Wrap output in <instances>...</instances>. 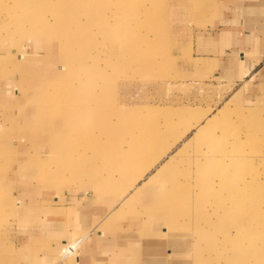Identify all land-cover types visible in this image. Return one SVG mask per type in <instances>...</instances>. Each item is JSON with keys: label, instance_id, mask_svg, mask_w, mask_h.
Here are the masks:
<instances>
[{"label": "rangeland", "instance_id": "obj_1", "mask_svg": "<svg viewBox=\"0 0 264 264\" xmlns=\"http://www.w3.org/2000/svg\"><path fill=\"white\" fill-rule=\"evenodd\" d=\"M183 3L0 0V264H40L63 230L264 263V110L188 72Z\"/></svg>", "mask_w": 264, "mask_h": 264}, {"label": "crops", "instance_id": "obj_2", "mask_svg": "<svg viewBox=\"0 0 264 264\" xmlns=\"http://www.w3.org/2000/svg\"><path fill=\"white\" fill-rule=\"evenodd\" d=\"M183 2L176 21L182 22L185 34V68L203 79L239 85L244 96L264 110V0ZM75 215L80 221L86 219L82 211L72 213ZM23 219L26 224H37L29 217ZM90 232L58 231L60 252L41 253L40 264H63L56 261L59 253L63 259L72 255L69 264H169L173 255L168 251L160 258L150 253L151 248L147 251L135 243L129 247L128 240H114L102 231Z\"/></svg>", "mask_w": 264, "mask_h": 264}, {"label": "bare ground", "instance_id": "obj_3", "mask_svg": "<svg viewBox=\"0 0 264 264\" xmlns=\"http://www.w3.org/2000/svg\"><path fill=\"white\" fill-rule=\"evenodd\" d=\"M93 1V0H92ZM90 11V10H89ZM79 12V11H78ZM71 17V16H70ZM65 18H66V16H65ZM61 21V20H60ZM96 110V109H95ZM139 144H141L140 142H137V141H135V142H132V152L131 153H133L134 154V151H136V150H134V149H136V147H138V145ZM145 146V147H144ZM143 146V148H144V150L143 151H141V152H138L137 153V155L136 156H134L133 155V157H131V159H130V161L131 160H135V159H137V156H138V154H147L149 151H148V145H144ZM147 146V147H146ZM139 148V147H138ZM156 150V149H155ZM118 152V151H117ZM155 154V153H154ZM157 154V153H156ZM224 155V154H223ZM130 164H132V163H130ZM175 177V176H174ZM171 178V177H170ZM165 179H169V178H165ZM173 180H174V178H173ZM171 182V181H170ZM169 182V183H170ZM232 182V181H231ZM174 183L177 185L178 184V181H177V179H175L174 180ZM142 187H140V186H137V189L135 190L136 192L138 191H140V189H141ZM140 193V192H139ZM171 198V197H170ZM234 205V204H233ZM240 206V205H239ZM243 225V224H242ZM262 227V226H261ZM260 228V227H259ZM261 230H263V228L261 229ZM258 231V230H257ZM256 231V232H257ZM244 232V231H243ZM250 233V232H249ZM252 235V234H251ZM249 236V235H248ZM254 238V237H253ZM252 239V238H251ZM244 240V239H243ZM252 245H253V243H252ZM255 245V244H254ZM262 247V246H261ZM253 248V247H252ZM258 250V249H257ZM242 255V254H241ZM261 258V257H260ZM260 260V259H259ZM257 261V260H256ZM254 263V262H253ZM262 263V262H261ZM262 264H264V263H262Z\"/></svg>", "mask_w": 264, "mask_h": 264}]
</instances>
